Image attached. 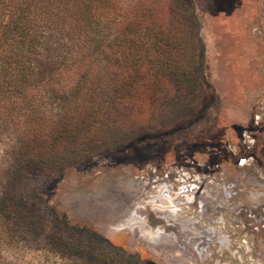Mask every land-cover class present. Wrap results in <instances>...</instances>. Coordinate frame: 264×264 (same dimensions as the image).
<instances>
[{
  "label": "rangeland",
  "instance_id": "1",
  "mask_svg": "<svg viewBox=\"0 0 264 264\" xmlns=\"http://www.w3.org/2000/svg\"><path fill=\"white\" fill-rule=\"evenodd\" d=\"M94 4L36 87L0 38V264H264V0Z\"/></svg>",
  "mask_w": 264,
  "mask_h": 264
},
{
  "label": "trees",
  "instance_id": "2",
  "mask_svg": "<svg viewBox=\"0 0 264 264\" xmlns=\"http://www.w3.org/2000/svg\"><path fill=\"white\" fill-rule=\"evenodd\" d=\"M95 1L18 0L14 17L8 16L0 33L7 46L5 52L9 54H2V64L7 67L14 64L18 90L36 87L47 79V75L55 72L60 63L47 61L50 52H53L51 49L60 50L59 44H53L54 39L62 41L64 36L80 33V30L93 33L104 29L105 25L95 21L92 16ZM10 33L12 38L9 40ZM171 72L174 76L177 74L178 79H184L182 71L172 68ZM124 110L116 108L114 119L108 117L112 120L110 123L116 124L119 120L118 125L124 126V121H121L125 117Z\"/></svg>",
  "mask_w": 264,
  "mask_h": 264
},
{
  "label": "flooded vegetation",
  "instance_id": "3",
  "mask_svg": "<svg viewBox=\"0 0 264 264\" xmlns=\"http://www.w3.org/2000/svg\"><path fill=\"white\" fill-rule=\"evenodd\" d=\"M167 203V202H166ZM169 204V205H168ZM153 206H155V209H153ZM150 208V210L151 211H157V212H161V211H169V212H173L174 213V211H175V216L176 217H180V213H181V211L184 209L183 207H181V206H173V205H171V202H169V203H167V204H161V203H157V204H155V205H152V206H150L149 207ZM177 219V218H176ZM157 220L158 221H162V218H157ZM163 222V221H162ZM182 222H184V221H182ZM140 224V223H139ZM185 226H189V224H188V222H186V223H183ZM140 226V225H139ZM151 226V225H150ZM140 228V227H139ZM188 228H190V227H188ZM156 231H157V233H159L160 232V230H158L157 228H156ZM142 233H143V235H151V236H153V233H154V231H150V230H143L142 231ZM194 235H196V233H193Z\"/></svg>",
  "mask_w": 264,
  "mask_h": 264
},
{
  "label": "bare ground",
  "instance_id": "4",
  "mask_svg": "<svg viewBox=\"0 0 264 264\" xmlns=\"http://www.w3.org/2000/svg\"><path fill=\"white\" fill-rule=\"evenodd\" d=\"M243 263V262H242Z\"/></svg>",
  "mask_w": 264,
  "mask_h": 264
}]
</instances>
